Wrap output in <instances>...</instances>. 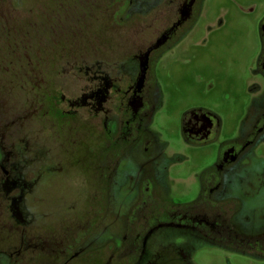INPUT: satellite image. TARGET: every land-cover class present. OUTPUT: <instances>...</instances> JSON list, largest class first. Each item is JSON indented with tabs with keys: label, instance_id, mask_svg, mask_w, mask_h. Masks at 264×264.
<instances>
[{
	"label": "flooded vegetation",
	"instance_id": "obj_1",
	"mask_svg": "<svg viewBox=\"0 0 264 264\" xmlns=\"http://www.w3.org/2000/svg\"><path fill=\"white\" fill-rule=\"evenodd\" d=\"M37 1L0 0V264H190L159 263L153 239L162 229L219 231L224 209L237 221L243 202L223 192L264 134V98L251 105L241 136L199 174L197 198L174 204L166 157L149 128L158 102L153 67L192 27L202 0H170L171 22L143 43L94 36L90 0ZM161 1L138 9L129 0L113 22ZM259 34L256 72L264 76V17ZM15 91L24 98H11ZM220 125L205 108L181 118L193 146L214 140Z\"/></svg>",
	"mask_w": 264,
	"mask_h": 264
},
{
	"label": "rangeland",
	"instance_id": "obj_2",
	"mask_svg": "<svg viewBox=\"0 0 264 264\" xmlns=\"http://www.w3.org/2000/svg\"><path fill=\"white\" fill-rule=\"evenodd\" d=\"M153 1L134 3L136 8L143 9ZM4 2L20 5L24 0ZM128 2L90 0L96 8L92 13L93 17L96 15L93 35L126 36L135 41L138 36L142 43L148 42L175 15L170 0H162L151 11L131 13L130 20L120 26L114 24L118 17L113 15L118 14V7L126 9ZM16 14L21 15V11ZM263 17L264 0H202L201 12L192 27L154 63L158 102L149 128L166 157V192L174 204L190 203L197 198L199 174L213 164L224 143L241 136L251 105L264 98V76L256 72ZM13 29L19 33L21 27ZM96 44L92 45L99 49ZM11 98L24 95L15 91ZM194 108L215 113L221 122L215 139L200 146L188 144L181 132L182 114ZM223 194L242 200L237 219L246 231H264V134L227 178ZM156 250L159 263L185 259L190 264H264V257L235 251L178 229L159 231L152 243V251Z\"/></svg>",
	"mask_w": 264,
	"mask_h": 264
},
{
	"label": "trees",
	"instance_id": "obj_3",
	"mask_svg": "<svg viewBox=\"0 0 264 264\" xmlns=\"http://www.w3.org/2000/svg\"><path fill=\"white\" fill-rule=\"evenodd\" d=\"M236 204L238 212L241 209V202L237 200ZM221 205L226 206L224 203ZM228 212L225 209L222 210L221 217L217 219L216 223L220 226L219 231L205 229L196 232V235L235 251L264 257V231L260 233L246 231L238 219L236 222H232Z\"/></svg>",
	"mask_w": 264,
	"mask_h": 264
},
{
	"label": "water",
	"instance_id": "obj_4",
	"mask_svg": "<svg viewBox=\"0 0 264 264\" xmlns=\"http://www.w3.org/2000/svg\"><path fill=\"white\" fill-rule=\"evenodd\" d=\"M163 41H161L160 43H162ZM152 48H149L148 51H147V54L151 51ZM144 72H145V63L144 64H141V78H140V81H142L143 79V76H144Z\"/></svg>",
	"mask_w": 264,
	"mask_h": 264
}]
</instances>
